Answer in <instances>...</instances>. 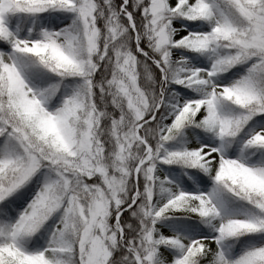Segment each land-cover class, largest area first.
<instances>
[{
    "label": "snow or ice",
    "instance_id": "obj_1",
    "mask_svg": "<svg viewBox=\"0 0 264 264\" xmlns=\"http://www.w3.org/2000/svg\"><path fill=\"white\" fill-rule=\"evenodd\" d=\"M0 264H264V0H0Z\"/></svg>",
    "mask_w": 264,
    "mask_h": 264
}]
</instances>
